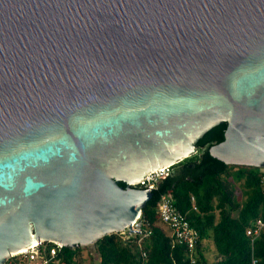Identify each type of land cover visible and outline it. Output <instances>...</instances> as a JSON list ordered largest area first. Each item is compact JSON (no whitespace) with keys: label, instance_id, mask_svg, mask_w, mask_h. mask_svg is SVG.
I'll list each match as a JSON object with an SVG mask.
<instances>
[{"label":"water","instance_id":"1","mask_svg":"<svg viewBox=\"0 0 264 264\" xmlns=\"http://www.w3.org/2000/svg\"><path fill=\"white\" fill-rule=\"evenodd\" d=\"M225 123L211 157L264 170V0H0V264L131 230Z\"/></svg>","mask_w":264,"mask_h":264},{"label":"trees","instance_id":"2","mask_svg":"<svg viewBox=\"0 0 264 264\" xmlns=\"http://www.w3.org/2000/svg\"><path fill=\"white\" fill-rule=\"evenodd\" d=\"M226 130V123L213 128L198 143L199 153L179 164L180 175L171 174L155 184L153 197L142 211L152 231L143 251L138 238L123 241L119 234L111 235L96 245L99 264H189L185 250L172 248L167 233L157 225V206L165 195L200 234L198 264H250L252 256L264 264V232L253 247L246 236L253 222L264 221L263 174L257 168L228 166L211 157L209 150L224 142ZM235 184H242L243 201L236 198ZM120 186L126 188L124 183ZM208 254L216 255L214 263H209ZM80 255L81 248H65L64 264H82Z\"/></svg>","mask_w":264,"mask_h":264},{"label":"built area","instance_id":"3","mask_svg":"<svg viewBox=\"0 0 264 264\" xmlns=\"http://www.w3.org/2000/svg\"><path fill=\"white\" fill-rule=\"evenodd\" d=\"M260 182L261 190L264 193V170ZM173 174L171 168L160 170L152 174L138 186L140 189L154 190L158 180L165 179ZM137 186V187H138ZM157 215L159 221L169 230V238L172 248L181 247L185 250L189 264H198V245L200 243V234L193 228L186 215L182 214L176 208L171 196H162L158 206ZM264 232V221L256 220L246 230V236L250 239L251 247H253L257 238ZM123 241H128L131 238H138L137 245L143 251L142 244L152 235L149 225L144 221L142 213L132 224L131 230L126 229L119 234ZM65 247L58 242H40L36 245L28 247L26 250L11 254L7 259L6 264H64L63 251ZM143 257L146 254L143 253ZM250 264H258L254 256L251 258Z\"/></svg>","mask_w":264,"mask_h":264},{"label":"rangeland","instance_id":"4","mask_svg":"<svg viewBox=\"0 0 264 264\" xmlns=\"http://www.w3.org/2000/svg\"><path fill=\"white\" fill-rule=\"evenodd\" d=\"M159 182V180H158ZM235 195L236 198L239 201H243L244 200V195H243V191H242V184H235ZM137 189H140V187L136 186ZM158 226L164 228L165 226H163L160 222L157 223ZM164 230H167V228H164ZM168 234V230L165 231ZM81 259H82V264H99L100 261V257L99 254L97 252V246L96 245H90V246H86L81 248ZM208 258H209V263H214L216 261V255L214 254H208Z\"/></svg>","mask_w":264,"mask_h":264},{"label":"flooded vegetation","instance_id":"5","mask_svg":"<svg viewBox=\"0 0 264 264\" xmlns=\"http://www.w3.org/2000/svg\"><path fill=\"white\" fill-rule=\"evenodd\" d=\"M171 171L173 172V174H179V175L181 174V168L179 165L171 168Z\"/></svg>","mask_w":264,"mask_h":264},{"label":"crops","instance_id":"6","mask_svg":"<svg viewBox=\"0 0 264 264\" xmlns=\"http://www.w3.org/2000/svg\"><path fill=\"white\" fill-rule=\"evenodd\" d=\"M163 226H164V225H163ZM164 228H166V227H164ZM164 228H163V229H164ZM167 230H168V229H167ZM167 230H164V231H167ZM169 233H170V232H169V230H168V234H167V235H168V237H169ZM212 248H213V247H212Z\"/></svg>","mask_w":264,"mask_h":264},{"label":"bare ground","instance_id":"7","mask_svg":"<svg viewBox=\"0 0 264 264\" xmlns=\"http://www.w3.org/2000/svg\"><path fill=\"white\" fill-rule=\"evenodd\" d=\"M37 243H35L34 245H36ZM27 248H25V249H23V250H26ZM23 250H21V251H23Z\"/></svg>","mask_w":264,"mask_h":264}]
</instances>
